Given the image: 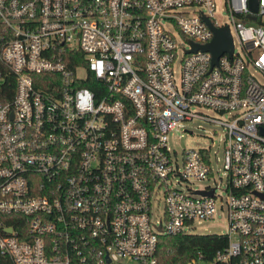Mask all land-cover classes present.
Wrapping results in <instances>:
<instances>
[{"label": "built area", "instance_id": "obj_1", "mask_svg": "<svg viewBox=\"0 0 264 264\" xmlns=\"http://www.w3.org/2000/svg\"><path fill=\"white\" fill-rule=\"evenodd\" d=\"M221 3L0 0V264H159L217 199L226 246L179 264H264V0ZM206 20L232 37L215 64ZM193 118L222 126V167L169 145Z\"/></svg>", "mask_w": 264, "mask_h": 264}, {"label": "rangeland", "instance_id": "obj_2", "mask_svg": "<svg viewBox=\"0 0 264 264\" xmlns=\"http://www.w3.org/2000/svg\"><path fill=\"white\" fill-rule=\"evenodd\" d=\"M222 9L221 0H217V8L215 11V17L218 21L224 22L228 21L227 13ZM236 46H238L236 38H234ZM203 110L210 115H216V113L211 109L203 108ZM185 128L187 130H185ZM188 130H191L188 131ZM223 133V128L221 125L214 122H210L206 119L193 118L190 120L182 121L181 125L177 130H174L168 135V143L173 147L178 153L184 148H199V147H210L211 156L214 157V152L217 151L219 156V161L217 165L214 163V167H222V145L219 137ZM217 178V177H215ZM218 180V178H217ZM214 180L212 178L204 179H190V186L201 187L206 184L212 185ZM182 183V185H184ZM222 193L223 199L225 193L223 189H218ZM225 202L217 199L216 200V210L213 217L208 219H195L191 232L193 233H228L229 226L227 220V210L224 204ZM222 204V207H221ZM161 205H159L157 213H160Z\"/></svg>", "mask_w": 264, "mask_h": 264}, {"label": "trees", "instance_id": "obj_3", "mask_svg": "<svg viewBox=\"0 0 264 264\" xmlns=\"http://www.w3.org/2000/svg\"><path fill=\"white\" fill-rule=\"evenodd\" d=\"M227 242V235L219 233H160L156 256L159 264H179L189 260L198 251L210 259Z\"/></svg>", "mask_w": 264, "mask_h": 264}, {"label": "water", "instance_id": "obj_4", "mask_svg": "<svg viewBox=\"0 0 264 264\" xmlns=\"http://www.w3.org/2000/svg\"><path fill=\"white\" fill-rule=\"evenodd\" d=\"M248 7L251 12H256L258 8V0H248ZM250 19H255L254 15H248ZM207 24L213 31V38L212 40L206 45H196L192 43L193 50L200 48L203 51H209L212 54V64L217 62V59L223 53H228L229 55L232 54L233 51V43L232 37L229 32L228 26H224L222 28H215L212 26L210 21L206 20ZM264 133V128L261 129ZM203 193L211 194L212 190L202 191ZM264 195V194H261Z\"/></svg>", "mask_w": 264, "mask_h": 264}]
</instances>
